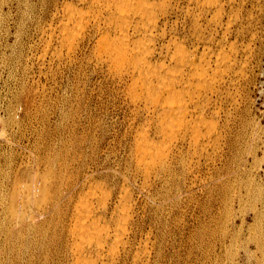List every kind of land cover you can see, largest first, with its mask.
Segmentation results:
<instances>
[{
	"label": "bare ground",
	"instance_id": "bare-ground-1",
	"mask_svg": "<svg viewBox=\"0 0 264 264\" xmlns=\"http://www.w3.org/2000/svg\"><path fill=\"white\" fill-rule=\"evenodd\" d=\"M14 6L18 27L28 22L38 35L31 57L42 66L52 67V58L82 65L85 58L104 67L130 108L132 162L121 179L105 171L111 179L106 183L84 168L82 152L69 158L68 149L69 155L56 151L44 159L36 150L29 151V159H15L5 148L12 146L13 132L0 130V264H156L164 244L158 245V233L138 211L134 185L148 190L147 197L157 203L151 210L159 216L179 195L182 182L214 180L218 186L222 178L228 189L253 163L260 175L264 131L248 152L252 159L243 154V139L250 85L261 65L255 12L264 9V0H0V22L10 20ZM240 181L246 182L243 176Z\"/></svg>",
	"mask_w": 264,
	"mask_h": 264
},
{
	"label": "rangeland",
	"instance_id": "rangeland-1",
	"mask_svg": "<svg viewBox=\"0 0 264 264\" xmlns=\"http://www.w3.org/2000/svg\"><path fill=\"white\" fill-rule=\"evenodd\" d=\"M5 7L6 8L3 9L4 15H6V12L8 11L7 6ZM10 15L11 16L9 19L11 21L8 20L6 22V20H4L3 23L2 21L0 22V130L6 129L8 135H11V132H13L12 136L14 135L15 137L12 140V143H11L12 146H9V147L5 146V148H7V153L9 155H11L12 153L11 157L13 156L15 157V159H21L22 156H25V158L27 157V159H29L31 158L30 152L38 150L39 154H41L43 158L45 159L46 156L52 153L54 154L56 153V151L62 152L64 154L69 153L70 154V155L68 154L69 158H72L73 156L78 157L79 154H81L82 152L87 158L86 159L85 156L83 155L86 160L85 161L86 163H84L85 164L84 168L89 173L93 174V176L96 179L109 183L111 179L107 178L106 173H105V171H107L108 169L110 171L112 170L111 172L113 173H117V175L119 174L120 176L119 175L118 176L121 179L122 178L121 175H123V173L121 172L128 170L127 173H129L128 165L130 162H132V152H131L132 146L131 145L133 143L132 142L133 132H132V125L130 123L131 122L130 108L124 102L123 98L114 91L113 82L111 79H108L106 77L104 67H103V70H104L103 71L100 65L98 66L96 65L97 64L96 60L94 59L93 61L90 60L89 61L90 63H88L86 62L85 58L83 59L84 64L82 65H81L82 61L77 62V64H67L66 62H62V61L60 62L58 58H52L53 59V63L51 65L52 67L42 66L40 63H38V61L35 58L31 57V55H33V53L35 52L34 50H36V47H33V46L34 45L36 46V44L38 43V35L33 31L31 24L28 25V22H25L22 24V27H21L22 29L18 27L17 22H16L17 11H16L15 6L13 7V12ZM255 22H256L257 33L260 36L258 40V45L260 47L258 56L259 58H261V65L259 68L258 67L256 68L257 75L255 73L253 74L254 81H252L250 85V88H251V93H250L251 96L249 98L250 99L249 100L250 115H249V123H248L249 125L247 124L249 136L246 135L243 139V148H244L243 154L246 157L249 156V158H251V156L249 155L248 152L251 149H253V147L257 143L256 136L259 135L260 133H263L264 131V9L256 10ZM17 30H18V33H17ZM15 33L17 34L15 35ZM31 34L33 35V37ZM29 36L34 39H31ZM24 41H26L27 43ZM27 46H29L30 48ZM27 56H28V59H27ZM79 56L80 58H82L83 54ZM23 61L26 63H23ZM65 64H67L68 66ZM27 65L30 67H28ZM78 91L79 93L81 92L82 93L78 94ZM74 98H76L77 100ZM9 103H12V105ZM6 104L9 105L10 107L7 106ZM124 104L126 105L124 106ZM108 107L109 109H107ZM75 111L76 113L74 115ZM8 114L10 115V117ZM77 115H79L81 119ZM127 132H129V134ZM118 133L120 135H118ZM87 136L89 137L85 139ZM75 138L78 140H76ZM1 139H3V136L0 135V140ZM72 141H74V143ZM94 147L96 148L94 149ZM65 151L68 153H66ZM97 156L98 158H96ZM78 162L79 161H77L76 163ZM104 163H106L107 165ZM254 165L256 166L257 164L253 163L252 166L248 165L249 167H248V170L245 171V174H241L239 176V178L241 179L243 176V179L246 181L244 182V184H240L241 179L238 178V180H234L233 184L231 185L232 187L228 189L226 186L221 185V181L223 180L222 178L218 182L220 185V186L218 185L219 187L216 186V184H214L216 182V181L214 182V180L212 181L207 180L203 182L198 181L196 182V185L195 184L193 185L185 184L182 182L180 193L179 195H176V198H178V200L176 198L174 200L173 198V200L170 201L169 205L166 204L165 206L166 209L164 207L163 208L164 210L159 214V216H156L155 213H153L154 211L151 210V207L152 206L156 207L157 203L156 202L153 203V201L149 197H147L148 190L145 189L141 192L139 189L140 187L137 185H134V197L138 201L136 205L137 208L139 209L138 211L146 215L147 226L150 227L152 225L154 227V231L158 233L159 235L158 239H160L158 240V245L159 243L164 244L163 245L164 250L162 252V256H160V259L157 258L158 260H156V257H155L156 264L157 263L158 264H175V263L176 264H187V263H190V264L192 263L193 264H211V263L212 264H264V245H263L264 244V217H263L264 207L262 208L261 206L264 203V184H263L264 168H262L263 170H261L260 175L257 176V173H256L257 168ZM214 176H215V173H214ZM211 188L213 189V191H211L212 190ZM210 191L213 193H210ZM240 192H242L243 201L242 199H240ZM246 192H248V194ZM209 197L211 200L209 199ZM179 199L182 201L183 204L180 202ZM204 199L205 200L207 199L206 200L207 202ZM257 199L260 200L261 202L257 201ZM229 200H232V201L230 202ZM226 202H229V203H226ZM254 206L256 207L254 208ZM254 210L255 211L259 210L261 212L259 213L258 211L257 213V211L255 212ZM255 215L257 216L255 217ZM185 230L187 231L185 232ZM206 230H209V231H206ZM211 230L213 232H211ZM210 233H212V236ZM200 234H203L204 237ZM209 235L210 237H206ZM170 243H172V245ZM201 245H203L204 247ZM207 245L209 246L207 247ZM209 250H210V253H209ZM200 262H203V263H200Z\"/></svg>",
	"mask_w": 264,
	"mask_h": 264
}]
</instances>
